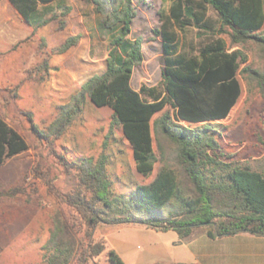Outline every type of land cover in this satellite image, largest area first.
Wrapping results in <instances>:
<instances>
[{
    "label": "trees",
    "instance_id": "obj_1",
    "mask_svg": "<svg viewBox=\"0 0 264 264\" xmlns=\"http://www.w3.org/2000/svg\"><path fill=\"white\" fill-rule=\"evenodd\" d=\"M7 1L33 32L56 16L35 19L41 5L55 0ZM89 1L104 12L103 24L112 32L106 68L90 76L70 101L59 107V115L49 126L50 134L59 138L81 113L88 97L96 107L111 108V129L120 128L131 147L136 171L147 175L156 162L153 116L170 104L172 117L186 126H171L168 111L154 122V127L177 146L173 159L176 169L167 159L152 181L137 184L124 196L111 189L107 154L81 159L79 179L85 192L69 194L65 201L85 222V229L67 221L57 222L42 247V264L90 262L105 249L102 242L93 239L92 232L99 223L173 230L180 241H187L200 227L212 238L241 231L264 235V169L217 161L209 153L220 151L213 135L220 126L218 120L228 116L241 94L237 74L247 60L239 49L229 51L220 34L227 33L232 44L255 38L264 46V37L255 36L264 22L263 0H172L168 11L160 14L159 28L154 30L161 38L164 56L161 83L141 84L138 90L131 86L130 79L133 67L143 61L144 54L141 38H128L136 13L133 0ZM209 8L218 16V28L207 15ZM196 24L210 30L211 36L196 52L182 51L177 28ZM77 37L68 38L57 51L68 49ZM252 74L264 95V72L254 70ZM199 123L202 126L190 128ZM27 148L25 138L0 116V165ZM184 183L188 184L186 190L182 188ZM107 255L111 264H125L115 249L109 248Z\"/></svg>",
    "mask_w": 264,
    "mask_h": 264
},
{
    "label": "rangeland",
    "instance_id": "obj_2",
    "mask_svg": "<svg viewBox=\"0 0 264 264\" xmlns=\"http://www.w3.org/2000/svg\"><path fill=\"white\" fill-rule=\"evenodd\" d=\"M171 1L133 0L136 13L128 38L140 37L144 54L143 61L132 69L130 84L136 90L141 84L161 83L164 56L161 38L154 30L159 28L160 14L168 11ZM0 10L4 14L0 15V27L13 32L9 38L7 32L0 30V116L28 143L25 151L0 165V264H42V247L57 222L67 221L75 228L85 229V222L65 201L69 194L85 192L79 179L81 159L107 154L106 172L111 189L117 195H127L137 184L152 181L165 161L171 159L173 164L176 156V144L161 134L154 122L168 111L171 126L186 123L172 117L170 104L153 116L156 162L147 175L136 171L131 147L120 128L111 129V108L96 107L88 97L81 113L55 138L49 126L59 115V107L67 104L90 76L106 68L112 32L103 24L105 14L89 0H55L41 5L35 19L50 14H55V18L33 32L7 0H0ZM207 15L218 28L216 12L209 8ZM177 32L180 49L193 53L212 34L198 24L177 28ZM255 34L264 37V22ZM73 36H78L73 45L63 52L57 51ZM220 36L229 51L239 49L247 60L239 66L237 74L241 94L213 135L220 151L209 153L217 161L225 162L263 155L251 164L264 168V95L252 74L254 70L264 72V46L255 38L232 44L227 33ZM172 168L176 169V165ZM187 186L184 183L182 188L186 190ZM92 233L94 241L102 242L105 249L87 264H111L107 255L110 243L118 248L125 246L129 252L128 256H122L125 264H136L131 257L174 243V233L135 224L99 223ZM172 256L186 260L187 250L183 245L177 246ZM150 257L145 261H151Z\"/></svg>",
    "mask_w": 264,
    "mask_h": 264
},
{
    "label": "crops",
    "instance_id": "obj_3",
    "mask_svg": "<svg viewBox=\"0 0 264 264\" xmlns=\"http://www.w3.org/2000/svg\"><path fill=\"white\" fill-rule=\"evenodd\" d=\"M14 12L17 13L15 9ZM3 15L1 16L3 17ZM1 29L8 33L9 38L10 36H13V32L10 31V28L6 29L0 27V30ZM262 157L263 155L241 157L227 162L245 163L251 169L261 170L264 168L260 165L255 168L251 163ZM163 232L174 233L173 245H160L158 247H154L150 250V252L140 254L135 258L131 257V261L136 264H264V235H257L250 231H241L235 234L212 238L207 235L205 230L201 229L196 230L192 237L187 241H180L175 231L167 230ZM106 238L110 241L108 236H106ZM110 245L111 248L115 249L121 258L123 254L128 256L129 252L125 249V246L118 248L111 243ZM180 245H183L187 250L186 260L175 259L172 256L173 249ZM150 256L152 257L151 261H145V258Z\"/></svg>",
    "mask_w": 264,
    "mask_h": 264
}]
</instances>
